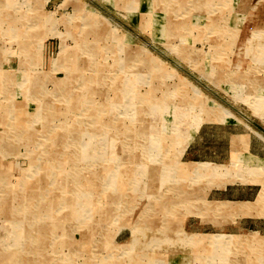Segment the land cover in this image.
I'll return each instance as SVG.
<instances>
[{
  "label": "rangeland",
  "instance_id": "rangeland-1",
  "mask_svg": "<svg viewBox=\"0 0 264 264\" xmlns=\"http://www.w3.org/2000/svg\"><path fill=\"white\" fill-rule=\"evenodd\" d=\"M0 264H264V0H0Z\"/></svg>",
  "mask_w": 264,
  "mask_h": 264
},
{
  "label": "bare ground",
  "instance_id": "bare-ground-1",
  "mask_svg": "<svg viewBox=\"0 0 264 264\" xmlns=\"http://www.w3.org/2000/svg\"><path fill=\"white\" fill-rule=\"evenodd\" d=\"M5 9V8H4ZM196 168V167H195ZM242 207V206H241ZM232 239V238H231Z\"/></svg>",
  "mask_w": 264,
  "mask_h": 264
}]
</instances>
